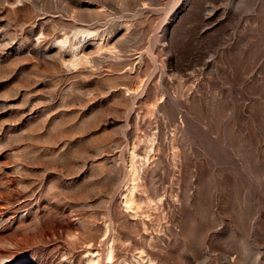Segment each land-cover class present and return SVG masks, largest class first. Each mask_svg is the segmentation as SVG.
<instances>
[{
  "label": "rangeland",
  "instance_id": "obj_1",
  "mask_svg": "<svg viewBox=\"0 0 264 264\" xmlns=\"http://www.w3.org/2000/svg\"><path fill=\"white\" fill-rule=\"evenodd\" d=\"M0 264H264V0H0Z\"/></svg>",
  "mask_w": 264,
  "mask_h": 264
},
{
  "label": "bare ground",
  "instance_id": "obj_2",
  "mask_svg": "<svg viewBox=\"0 0 264 264\" xmlns=\"http://www.w3.org/2000/svg\"><path fill=\"white\" fill-rule=\"evenodd\" d=\"M83 55V54H82ZM143 197V196H142Z\"/></svg>",
  "mask_w": 264,
  "mask_h": 264
}]
</instances>
